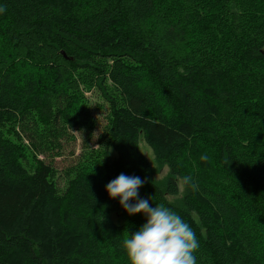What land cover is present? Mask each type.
<instances>
[{
	"label": "trees",
	"instance_id": "trees-1",
	"mask_svg": "<svg viewBox=\"0 0 264 264\" xmlns=\"http://www.w3.org/2000/svg\"><path fill=\"white\" fill-rule=\"evenodd\" d=\"M0 9V264H127L121 237L144 218L107 197L120 173L189 223L197 264H264V0ZM93 88L108 107L96 147ZM74 129L81 151L59 174Z\"/></svg>",
	"mask_w": 264,
	"mask_h": 264
},
{
	"label": "clouds",
	"instance_id": "clouds-1",
	"mask_svg": "<svg viewBox=\"0 0 264 264\" xmlns=\"http://www.w3.org/2000/svg\"><path fill=\"white\" fill-rule=\"evenodd\" d=\"M143 183L139 176L120 173L104 185L107 197L116 198L127 215L140 213L144 218L134 231L125 230L121 237L119 246L127 264H197L196 233L170 208L154 204L150 197L139 198L138 188ZM181 184L197 190L190 174L181 177Z\"/></svg>",
	"mask_w": 264,
	"mask_h": 264
},
{
	"label": "rangeland",
	"instance_id": "rangeland-1",
	"mask_svg": "<svg viewBox=\"0 0 264 264\" xmlns=\"http://www.w3.org/2000/svg\"><path fill=\"white\" fill-rule=\"evenodd\" d=\"M85 96L88 100L90 112L95 120V127L92 131V136L90 138L89 144L92 147H96L97 138L106 124L108 107L96 88H93L92 91L86 92ZM72 134L74 136V139L66 141L64 144V148H63L64 150L62 151V154L54 159V165L57 168L56 170L59 172V174H61L62 171L67 166H70L76 162L78 155L81 151V142L84 136V132L78 129H74L72 130ZM139 149L141 153L148 159L151 166L156 168L157 164L154 160L153 154L150 148L148 147V145L143 140H140L139 142ZM167 171L168 169L166 166H162L158 169H155L153 178L155 180H161L165 176ZM57 180L58 182L61 183L62 180L61 175H58ZM179 191L182 192V186L180 183H179ZM180 195L181 194L179 193L177 196ZM170 198L173 200L178 197L174 196Z\"/></svg>",
	"mask_w": 264,
	"mask_h": 264
}]
</instances>
